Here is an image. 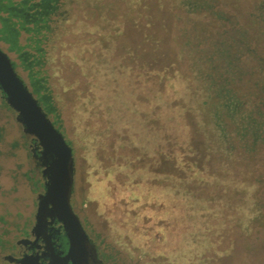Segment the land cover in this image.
I'll use <instances>...</instances> for the list:
<instances>
[{
	"label": "rangeland",
	"instance_id": "374dc122",
	"mask_svg": "<svg viewBox=\"0 0 264 264\" xmlns=\"http://www.w3.org/2000/svg\"><path fill=\"white\" fill-rule=\"evenodd\" d=\"M53 1L56 9L48 18L53 29L36 38L35 24L24 21L18 10L43 0H0V32L6 23L17 33L14 44L0 33V49L72 149L71 206L101 264H264V227L250 236L229 225L212 227L201 233L207 242L201 245L193 237L190 212L182 213L187 198L179 193L178 166L171 153L158 147L165 118L156 107L152 116L146 104L150 72L136 69L146 61L149 29L162 18L164 0ZM208 1L214 11L239 21L238 26L209 25L213 33L231 35L242 26L253 41L251 49L264 56V24L250 19L262 13V0ZM9 9L17 14L10 17ZM172 31L177 40L168 44V52L186 40L199 42V50L208 39L192 23ZM43 38L35 48L33 41ZM165 58L168 64L170 57ZM243 60L240 67L247 69ZM249 64L256 67L257 58ZM245 80L254 84L251 75ZM138 85L141 92L135 93ZM121 124L123 129L116 131ZM172 126L174 132L176 123ZM31 139L0 99V264H13L9 258L19 255L44 190ZM213 242L229 250L228 256L214 259Z\"/></svg>",
	"mask_w": 264,
	"mask_h": 264
},
{
	"label": "trees",
	"instance_id": "16d2710c",
	"mask_svg": "<svg viewBox=\"0 0 264 264\" xmlns=\"http://www.w3.org/2000/svg\"><path fill=\"white\" fill-rule=\"evenodd\" d=\"M38 6L34 17H23L35 24L32 31L36 38L41 31H52L48 18L56 9L53 0H43ZM258 7L262 13L250 14L254 18L250 19L264 24V0ZM7 12L10 17L17 14L10 9ZM161 13L162 18L149 29L146 61L136 69L150 72L146 104L150 112L155 107L160 109V116L165 118L158 147L171 153L178 166L183 181L179 193L187 198L181 211L190 212L195 222L193 237L201 245L207 243L201 241V233L212 227L229 225L239 229L242 236H250L254 229L264 227V56L251 49L253 41L242 26L231 35L213 33L211 27L221 28L228 22L238 26L239 21L214 11L208 0H164ZM181 23H192L200 37L208 35L203 50H198L196 40H186L170 53L165 50L177 40L172 29ZM0 33L15 43L17 33L12 24L5 23ZM44 39L34 40L35 48ZM165 56L170 57L168 64L162 62ZM241 57L247 69L240 67ZM256 58V67L249 66ZM250 75L254 84L248 86L250 80L245 78ZM156 85L162 90L157 91ZM134 90L140 93L141 87ZM0 99L10 108L1 92ZM172 122L177 126L174 132ZM123 127L117 126L116 131ZM211 188L214 191L209 192ZM220 246L211 243L214 259L229 254Z\"/></svg>",
	"mask_w": 264,
	"mask_h": 264
},
{
	"label": "water",
	"instance_id": "95a60500",
	"mask_svg": "<svg viewBox=\"0 0 264 264\" xmlns=\"http://www.w3.org/2000/svg\"><path fill=\"white\" fill-rule=\"evenodd\" d=\"M0 92L7 105L17 114L23 132L41 148L45 193L39 196L35 215L37 229L49 217L61 223L67 241L66 255L59 264H101L79 218L71 206L74 161L72 149L61 132L49 120L38 101L15 72L14 66L0 49Z\"/></svg>",
	"mask_w": 264,
	"mask_h": 264
},
{
	"label": "flooded vegetation",
	"instance_id": "af4514ba",
	"mask_svg": "<svg viewBox=\"0 0 264 264\" xmlns=\"http://www.w3.org/2000/svg\"><path fill=\"white\" fill-rule=\"evenodd\" d=\"M18 11L22 13L24 18L34 17L37 14V12ZM31 144V151L38 161L37 165L41 168V175L44 180L43 193L38 195L39 202V196L45 193L44 160L40 154L41 148L33 138L31 139ZM36 223L35 218V224L31 232L20 240L21 249L19 255L9 258L13 264H59L60 260L66 255L67 241L61 223L57 219L51 220L49 217H45L38 228L34 229Z\"/></svg>",
	"mask_w": 264,
	"mask_h": 264
}]
</instances>
